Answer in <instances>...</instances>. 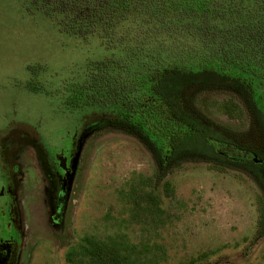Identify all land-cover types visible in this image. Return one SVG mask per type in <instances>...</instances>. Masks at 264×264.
<instances>
[{
    "label": "rangeland",
    "instance_id": "rangeland-1",
    "mask_svg": "<svg viewBox=\"0 0 264 264\" xmlns=\"http://www.w3.org/2000/svg\"><path fill=\"white\" fill-rule=\"evenodd\" d=\"M219 1L255 16L254 0ZM148 26L123 23L122 42L107 47L95 33L60 31L31 0H0V212L11 200V264H264V231L255 234L264 217L262 97L175 79L181 108L250 150L254 165L247 173L190 160L159 182L149 150L110 107L64 104L65 84L81 81L91 61L140 70L165 55L158 42L168 49L169 37Z\"/></svg>",
    "mask_w": 264,
    "mask_h": 264
},
{
    "label": "trees",
    "instance_id": "trees-1",
    "mask_svg": "<svg viewBox=\"0 0 264 264\" xmlns=\"http://www.w3.org/2000/svg\"><path fill=\"white\" fill-rule=\"evenodd\" d=\"M31 1L60 31L80 37L95 33L107 47L122 42L118 28L135 19L149 24L155 35L169 37L168 49L158 42L166 54L148 56L153 62L140 70H129L119 59L95 60L81 81L63 88L70 109L97 105L113 110L118 127L149 150L155 181L190 160L250 173V150L185 112L172 85L175 79L197 81L240 91L252 103L262 97L264 103V0H254L253 18L219 0ZM37 85L27 83L33 91ZM259 111L264 116V104ZM263 231L264 217L255 234Z\"/></svg>",
    "mask_w": 264,
    "mask_h": 264
},
{
    "label": "flooded vegetation",
    "instance_id": "flooded-vegetation-1",
    "mask_svg": "<svg viewBox=\"0 0 264 264\" xmlns=\"http://www.w3.org/2000/svg\"><path fill=\"white\" fill-rule=\"evenodd\" d=\"M59 168L63 170L64 176L67 175V171H65L66 166L63 160V157H58ZM56 179L59 183V187L55 190L56 193H64L63 188L65 185V177L62 174H58L59 171L56 172ZM5 192L4 184L0 185V196H2ZM13 210V203L8 200L4 201L3 209L0 212V264H11V259L13 256V249H12V238L10 235L4 236V230L7 229L4 226L10 225V213ZM3 233V235H2Z\"/></svg>",
    "mask_w": 264,
    "mask_h": 264
}]
</instances>
